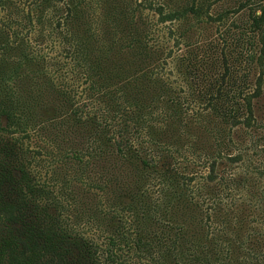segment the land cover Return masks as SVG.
I'll return each instance as SVG.
<instances>
[{
	"label": "trees",
	"instance_id": "16d2710c",
	"mask_svg": "<svg viewBox=\"0 0 264 264\" xmlns=\"http://www.w3.org/2000/svg\"><path fill=\"white\" fill-rule=\"evenodd\" d=\"M212 8L0 0V264H264V0Z\"/></svg>",
	"mask_w": 264,
	"mask_h": 264
},
{
	"label": "rangeland",
	"instance_id": "374dc122",
	"mask_svg": "<svg viewBox=\"0 0 264 264\" xmlns=\"http://www.w3.org/2000/svg\"><path fill=\"white\" fill-rule=\"evenodd\" d=\"M212 1V13L217 15L219 12L223 11H230L229 12V22L232 24V31L231 34L234 35V32L237 33L238 31L241 30L242 25L249 22L252 23V15H250V10L249 8L253 7V9L257 6V2L259 0L254 1V0H249L251 1L250 5L245 6V8H242V5L248 4V0H211ZM214 15V16H215ZM260 15V11H256V16ZM237 25L239 28H235L233 25ZM244 27V25H243ZM173 68V67H172ZM170 66L165 67V75L170 74Z\"/></svg>",
	"mask_w": 264,
	"mask_h": 264
}]
</instances>
